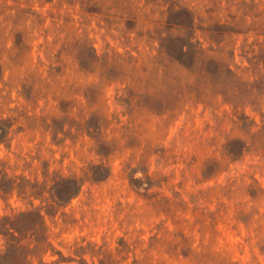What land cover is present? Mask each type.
Instances as JSON below:
<instances>
[{
	"label": "rangeland",
	"instance_id": "obj_1",
	"mask_svg": "<svg viewBox=\"0 0 264 264\" xmlns=\"http://www.w3.org/2000/svg\"><path fill=\"white\" fill-rule=\"evenodd\" d=\"M0 120L22 264H264V0H0Z\"/></svg>",
	"mask_w": 264,
	"mask_h": 264
},
{
	"label": "trees",
	"instance_id": "obj_2",
	"mask_svg": "<svg viewBox=\"0 0 264 264\" xmlns=\"http://www.w3.org/2000/svg\"><path fill=\"white\" fill-rule=\"evenodd\" d=\"M10 123L8 120H0V143L3 142L9 132ZM73 184L62 183V186L66 187L65 190L61 189L60 194L56 192L57 197L60 200L70 199L76 194L78 191L80 184L78 181L73 180ZM61 186V182L56 183V186ZM4 227V226H2ZM0 233L8 235L7 246L5 248V252L0 255V257L6 258L10 261V264H22L23 262H28L27 256H24L23 249L21 245H19V239L14 235L13 232L10 231V228L4 227L2 228ZM5 232V233H4ZM21 256V257H20Z\"/></svg>",
	"mask_w": 264,
	"mask_h": 264
}]
</instances>
